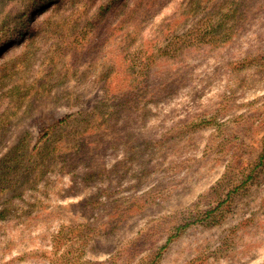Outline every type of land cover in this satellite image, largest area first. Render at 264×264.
I'll use <instances>...</instances> for the list:
<instances>
[{"label":"rangeland","instance_id":"1","mask_svg":"<svg viewBox=\"0 0 264 264\" xmlns=\"http://www.w3.org/2000/svg\"><path fill=\"white\" fill-rule=\"evenodd\" d=\"M109 1L0 0V264H263L264 0Z\"/></svg>","mask_w":264,"mask_h":264},{"label":"trees","instance_id":"2","mask_svg":"<svg viewBox=\"0 0 264 264\" xmlns=\"http://www.w3.org/2000/svg\"><path fill=\"white\" fill-rule=\"evenodd\" d=\"M112 0H110L108 3L102 2L98 8H96L95 13L92 16V21L89 24V27L93 26L96 23L100 22L104 18V16L108 13V11L111 9L112 3H115L117 0H113L112 3H110ZM65 120L60 121V124L65 123ZM47 142H50L48 139ZM66 143V142H65ZM69 142H67L68 144ZM66 144V145H67ZM64 151H66L65 147L63 148H50V145H45L42 149H39L36 151L35 155L31 157L26 165L23 163L21 166V174L23 178L28 177L29 175L31 176V173L39 168V165L43 164L44 162H49L50 160L52 161H60L61 159L64 158V155L62 154ZM264 158V149H263V154L260 157V163L262 165L261 160ZM34 159V160H32ZM13 165L9 166L10 168L8 169L9 172L14 170V172L18 171V169L15 167L14 169L12 168ZM3 183V182H1ZM9 183V182H6ZM1 185V184H0ZM209 217L208 213L206 214V218ZM196 222H190L185 224L182 228L179 226L178 229H184L187 226L193 225ZM74 239H76V236H74ZM169 240H167V243ZM264 264V263H263Z\"/></svg>","mask_w":264,"mask_h":264}]
</instances>
